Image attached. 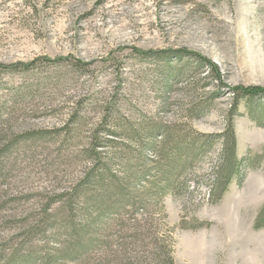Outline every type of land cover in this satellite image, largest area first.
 I'll return each instance as SVG.
<instances>
[{
  "label": "rangeland",
  "instance_id": "1",
  "mask_svg": "<svg viewBox=\"0 0 264 264\" xmlns=\"http://www.w3.org/2000/svg\"><path fill=\"white\" fill-rule=\"evenodd\" d=\"M0 64L14 65L0 68L1 246L55 262L79 252L60 227L58 200L94 167L83 151L97 127L114 135L99 133L94 173L105 172L91 198L116 182L112 174L137 173V183L118 182L141 205L115 204L98 228L102 244L72 264L112 254L162 264L154 235L174 264H264V226L254 228L264 94L236 99L231 89L264 87V0H0ZM230 119L237 172L221 191Z\"/></svg>",
  "mask_w": 264,
  "mask_h": 264
},
{
  "label": "trees",
  "instance_id": "2",
  "mask_svg": "<svg viewBox=\"0 0 264 264\" xmlns=\"http://www.w3.org/2000/svg\"><path fill=\"white\" fill-rule=\"evenodd\" d=\"M174 52L186 53V50H176ZM152 53H156L159 55V52H150V51L141 52V54H145V55ZM158 55L156 56L158 57ZM198 57L200 59L198 63L204 65L209 69L212 79H215L216 81L222 84L220 73L216 65L203 56L199 55ZM20 65H24V64H20ZM26 66L28 65L25 64L24 67ZM10 67H14V65L6 66L0 64V68L6 71H8ZM170 72H173V69H169V74H171ZM176 74L177 73H175L174 75ZM231 89L236 99L238 98L246 99L249 97H253L255 95L264 94V87H258V86L240 85V86H235ZM235 105H237L236 102ZM231 130H232V120L230 119L228 121V132L223 134L226 145H229V151L227 152V155H225L224 157L225 169L221 171V176H219L221 191H223L226 188V186L230 183L231 179L237 172V167H235V165H237L236 164L237 158L235 153L236 143H235L234 134L232 133ZM99 133H104V135L107 136L114 135V132L109 129L103 128V130H99L97 127L96 129H91V132L88 137L89 138L88 146H86L83 152L86 153L89 162L94 167L90 168L87 174L78 180V182L73 187L70 193L69 192L63 193L61 195V198H59L58 200L64 204L65 208L63 207V209L66 212L61 217L60 227L64 231V235L67 236V238L71 239L72 247H73L72 252L75 251V248L78 249L79 252H75L72 254L70 253V251L65 252L62 255V258L59 259L61 262H57V261L55 262L54 260H50V258L45 254L43 255L41 254L40 256H37L38 258L35 259V257H33L34 252L31 249H20V250H14L12 252L9 250L10 247H3L0 245V249H1L0 264H55V263L72 264L74 263L73 260L77 259L75 256L78 257V255H80V253H82L84 249L88 250L90 247L96 246L97 243L99 245L102 244V241L100 240V234L98 232V228L101 227L106 221H109L108 216L111 213V211H113L114 209L113 206L115 204L120 205L119 203L123 201V203H121L123 204L122 205L123 207H128V206L136 207L141 205V203L136 201L138 198L137 194L136 196H134L133 194H132L133 196H131V193H128V198L127 199L124 198L125 194L122 192V186H121L122 183H120L123 178L128 179L135 183L139 182V177L137 173L134 174L132 173V175L131 174L125 175V177H121L122 179L116 177L114 174H112V176L111 174L108 175V178H110L109 176H111V179L116 182L111 183L112 185L109 184V186L106 187V189L104 188L103 190L104 193H102L101 195L95 194V197L91 198L93 196L91 195L92 191H90L88 187L92 188V184L102 187L103 186L102 177L104 174L103 172H105V169H103V172L99 169L100 171H98V174L94 173L95 170L97 171V167L95 168V163L99 157L98 155L99 152L97 151V148L101 147L100 143L97 142L99 139ZM156 135L158 134H155V137H157ZM162 180H163L162 182L160 181L161 183L158 182L160 184L159 187L157 188L159 190L161 189L159 193L160 196H163L168 191V188L171 185L170 182L172 181L171 176L168 177L166 176ZM157 181L158 180L156 179L151 183L153 184ZM156 186L157 185H155L154 187ZM106 191H110V192L106 193ZM129 199H132V201L129 202ZM140 201L141 202L143 201L142 197H140ZM48 215L49 214H47V216ZM50 217L53 216L50 215ZM47 223L48 222L46 220H42L41 222L38 223L37 227L35 226L33 229L35 231L40 230L41 232L43 231L42 230L43 226H45ZM48 226H50V224ZM263 226H264V204L256 216L254 222V228L259 229L262 228ZM137 227L139 228V224L136 223V228ZM32 232L34 233L33 230ZM79 233L84 237V239H86V241L80 239ZM152 239H153L152 245H154L155 247V250H153L154 252L152 253L153 259H155V261L162 264H174L171 247L167 248V246L165 245V241L158 238L155 235L153 236ZM68 248H70V246L66 247L65 250ZM106 264H141V259H139L135 255L125 256V255L112 254V257L109 260H106Z\"/></svg>",
  "mask_w": 264,
  "mask_h": 264
}]
</instances>
